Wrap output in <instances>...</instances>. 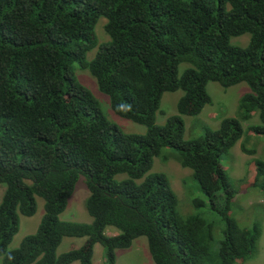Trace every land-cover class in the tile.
Wrapping results in <instances>:
<instances>
[{
    "label": "trees",
    "instance_id": "obj_1",
    "mask_svg": "<svg viewBox=\"0 0 264 264\" xmlns=\"http://www.w3.org/2000/svg\"><path fill=\"white\" fill-rule=\"evenodd\" d=\"M101 19L108 40L99 43ZM244 34L245 47L231 44ZM79 69L88 70L116 115L145 126V133L110 122L77 79ZM211 81L249 86L239 100L242 118L258 111L261 124L252 129L264 136V0H0L2 263L93 264L100 244L105 263L115 264V251L141 236L154 264L249 258L259 229L241 227L228 215L235 192L220 163L242 137L240 120L224 118L217 129L184 139L181 116L197 115L211 103ZM176 90L182 91L177 114L158 125L162 94ZM155 157H172L191 170L211 203L220 199L225 228L216 256L213 224L199 213L179 212L168 176L150 172ZM256 170L257 180L264 176L262 160ZM80 177L92 220L62 221ZM37 197L44 214L36 232L9 249L18 215H33ZM65 237L85 240L58 255Z\"/></svg>",
    "mask_w": 264,
    "mask_h": 264
},
{
    "label": "rangeland",
    "instance_id": "obj_2",
    "mask_svg": "<svg viewBox=\"0 0 264 264\" xmlns=\"http://www.w3.org/2000/svg\"><path fill=\"white\" fill-rule=\"evenodd\" d=\"M103 24L104 19H101L96 26L99 43L108 40ZM248 40L249 35L244 34L232 37L230 42L233 45L245 47ZM184 67V64L179 66V73ZM74 68L78 69L79 67L75 65ZM75 75L98 99L110 122L118 125L127 133H145V126L124 119L114 113L110 107L108 96L98 91L95 79L88 70H76ZM206 89L211 98V103L205 105L197 115L181 116L184 124V139L198 137L207 130L217 129L224 118L235 117L240 120L243 128L242 137L220 158V163L227 173L229 186L235 192L230 203L228 215L235 219L241 227H258L259 236L251 256L245 260H238L235 264H264V176L256 180V162L258 160L264 162V136L257 134L252 129V126L261 124L259 113L258 111H253L248 119L244 120L242 118L239 100L245 93L250 91L249 86L245 82L223 87L221 84L211 81L208 82ZM181 95V90L167 91L162 94L156 113V123L158 125L164 124L168 117L177 114V102ZM242 147L247 150H253V153H245ZM172 151L171 148H165L163 153L167 154ZM150 172H164L168 176L171 187L178 197V210L182 215L199 213L213 224L211 253L216 256L225 228V221L220 215L222 204L220 199L211 203L192 177L191 170L182 167L172 157L165 161L161 157H155ZM4 190L5 186L0 184V201ZM88 193L85 179L80 177L68 199L65 210L59 215V219L77 223H90L92 219L85 209V200ZM195 199L203 200L205 205L195 207L193 205V200ZM43 203L42 198L37 197L36 210L33 215H18V230L8 245L9 249L17 247L25 236L36 232L44 214ZM211 204H213V207ZM113 233L112 230L108 231L109 235H113ZM84 240L85 238L65 237L58 246L56 253L59 255L71 248H77L84 243ZM103 250L100 244H95L93 248V264H106ZM0 264H3L2 257H0ZM71 264L79 263L73 262ZM115 264H154L149 254L146 237L141 236L134 239L128 248L117 249L115 251Z\"/></svg>",
    "mask_w": 264,
    "mask_h": 264
}]
</instances>
